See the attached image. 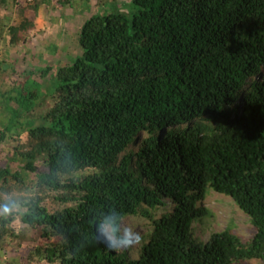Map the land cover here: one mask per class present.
Masks as SVG:
<instances>
[{"label": "trees", "instance_id": "obj_1", "mask_svg": "<svg viewBox=\"0 0 264 264\" xmlns=\"http://www.w3.org/2000/svg\"><path fill=\"white\" fill-rule=\"evenodd\" d=\"M49 1L0 0V43H27ZM126 1H97L81 53L41 67L43 79L55 69L42 115L36 90L0 92V196L29 197L20 225L0 218V264H264V0ZM210 189L249 216L252 237L195 235ZM109 211L121 229L130 216L149 225L135 256L97 239ZM7 243L17 254L2 259Z\"/></svg>", "mask_w": 264, "mask_h": 264}, {"label": "rangeland", "instance_id": "obj_2", "mask_svg": "<svg viewBox=\"0 0 264 264\" xmlns=\"http://www.w3.org/2000/svg\"><path fill=\"white\" fill-rule=\"evenodd\" d=\"M97 1L99 2V0H71L62 5L58 0H50L40 7L37 17L38 29L33 31L32 37L27 43L9 46L7 35L0 43V58L5 60L0 69V92L8 91L10 93L15 84L22 90L24 96H29L32 90H36L38 96L35 99L29 98L27 101H32L30 107L33 108L35 114L42 115L46 105L53 100L48 97L45 105H40L41 98L46 93L51 94L55 87V81L51 78L54 75L53 72L58 64L68 63L81 53L82 50L77 44L78 31L83 21L98 9ZM126 2H128L127 9L124 10L133 9L134 4L131 3V0ZM11 13H14L13 16L19 20L16 9ZM47 63L52 64L55 69L51 70L43 79L39 76V70ZM30 68H34V74L29 75L27 70ZM250 80L252 78H249V82ZM13 94L15 93L13 92ZM27 118H22V121L25 122ZM25 135L23 134L22 140L25 139ZM4 161L5 151H2L0 152V163L3 164ZM52 195L49 197V203L55 207L60 206V202L53 199ZM203 203L210 208L213 215L205 216L195 223L194 232L197 237L205 239L211 232L225 229L227 226H233L235 231L244 238L253 236L255 228L249 216L237 206L229 195L210 189ZM172 209L173 206L166 205L164 209L155 213L151 221L157 219L161 212H169ZM19 222L20 220L17 219V225H20ZM148 226L135 216L126 218L121 229L126 241L124 240L123 246L116 251H127L130 256H135L141 245L139 234L144 232ZM13 245L15 244L7 243L5 245L2 259L17 254ZM22 254L25 255V251L20 249L18 256L23 262ZM244 264H260V262L252 259Z\"/></svg>", "mask_w": 264, "mask_h": 264}, {"label": "clouds", "instance_id": "obj_3", "mask_svg": "<svg viewBox=\"0 0 264 264\" xmlns=\"http://www.w3.org/2000/svg\"><path fill=\"white\" fill-rule=\"evenodd\" d=\"M29 197L26 196H13L11 192H5L3 196H0V218H19L27 213L28 209L26 201ZM118 212L109 211L103 214L102 218H98L96 223L97 239L103 237L107 246L112 250H118L123 245L121 241L125 240L124 233L121 228L116 227L109 221L118 215Z\"/></svg>", "mask_w": 264, "mask_h": 264}]
</instances>
